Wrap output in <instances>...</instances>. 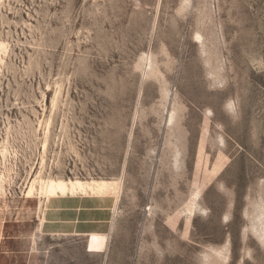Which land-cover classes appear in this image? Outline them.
Here are the masks:
<instances>
[{
    "label": "rangeland",
    "instance_id": "374dc122",
    "mask_svg": "<svg viewBox=\"0 0 264 264\" xmlns=\"http://www.w3.org/2000/svg\"><path fill=\"white\" fill-rule=\"evenodd\" d=\"M0 264H264V0H0Z\"/></svg>",
    "mask_w": 264,
    "mask_h": 264
},
{
    "label": "bare ground",
    "instance_id": "6f19581e",
    "mask_svg": "<svg viewBox=\"0 0 264 264\" xmlns=\"http://www.w3.org/2000/svg\"><path fill=\"white\" fill-rule=\"evenodd\" d=\"M117 200V199H116ZM116 203V202H115ZM3 238V237H2Z\"/></svg>",
    "mask_w": 264,
    "mask_h": 264
}]
</instances>
